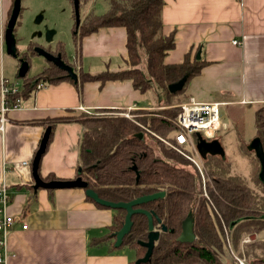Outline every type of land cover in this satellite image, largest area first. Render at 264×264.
<instances>
[{"label":"crops","instance_id":"1","mask_svg":"<svg viewBox=\"0 0 264 264\" xmlns=\"http://www.w3.org/2000/svg\"><path fill=\"white\" fill-rule=\"evenodd\" d=\"M10 1L0 0V34L6 26ZM161 20L163 33L175 36L174 46L165 55L166 63L180 62L188 52L192 58L207 62L188 81L184 92L186 99L221 103V126L211 139L219 142L223 150L219 155L227 160L235 158L234 154L242 155L239 135L245 141L255 137L254 115L264 106V0H163ZM125 41L121 27L99 28L83 36L77 50L80 69L94 75L126 67ZM0 44V49L4 48L3 39ZM145 93L138 92L129 79L85 81L79 90L73 82L62 80L7 107L0 129V184L11 194L9 212L15 217L7 242L8 264L131 261L132 252L128 250L127 255L126 248L111 251L107 241L91 243L93 238L108 235L114 215L111 208L97 207L78 187L35 190L31 162L48 120L76 117L86 110L157 107L159 97ZM82 130L75 119L54 124L50 142L41 154L40 177L71 179L80 172ZM225 146L230 149L229 157ZM250 163L253 169V161ZM22 224H26L25 229ZM255 235L264 240V231Z\"/></svg>","mask_w":264,"mask_h":264},{"label":"trees","instance_id":"2","mask_svg":"<svg viewBox=\"0 0 264 264\" xmlns=\"http://www.w3.org/2000/svg\"><path fill=\"white\" fill-rule=\"evenodd\" d=\"M88 1L79 0V8ZM12 2L7 9L5 24ZM106 3L108 8L102 13L91 10L82 14L76 36L77 50L83 36L99 28L121 27L126 36V67L111 72L104 69L94 75L80 69L77 82H73L62 69L53 72L45 69L32 78H21L20 91L9 95L8 105L33 94L38 83L46 86L66 80L73 82L79 90L85 81L99 80L104 83L129 79L140 93L149 90L152 82L157 83L162 108L152 111L131 109L132 118L119 114L104 115V112H110L104 109L90 114L83 112L76 117H54L47 122L51 131L46 147L56 122L78 120L83 130L78 146L80 172L76 176L87 181L99 198L128 202L141 195L164 191L160 199L139 205L153 211L160 224L168 228L160 233L147 262L140 264H226L221 256L224 248L229 249L227 239L231 252L237 253L240 258L243 256L246 264H264V240H252L241 245L243 236L264 231V193H259L248 178L232 173V164L225 157L207 154L202 162L209 195L206 198L201 195L196 167L161 139L175 141L177 128L173 120L181 110L178 104L187 98L184 91L188 81L198 75L207 62L192 58L190 52L184 54L180 62L164 61L166 53L174 46L175 36L173 32L168 35L163 33V0H106ZM142 61L146 64L147 75L140 68ZM183 76H186V81L182 88L170 92L168 85ZM254 120L255 134L264 148V106L255 112ZM247 144L248 141L239 135L240 149L246 155H254ZM256 164L251 178L256 177L259 171L257 161ZM132 165L138 172L137 180ZM49 178L55 179L53 176L46 179ZM86 198L97 207H106L88 196ZM112 210L114 215L108 226V235L93 238L91 243L107 241L111 251L127 247L134 254L127 264H134L146 251L139 241L147 240V216L132 214L131 230L116 248L114 233L122 225L126 212L122 208ZM190 212L195 237L191 242H180L176 240L181 230L180 223ZM153 224L158 226L156 220ZM229 264L238 263L232 259Z\"/></svg>","mask_w":264,"mask_h":264},{"label":"water","instance_id":"3","mask_svg":"<svg viewBox=\"0 0 264 264\" xmlns=\"http://www.w3.org/2000/svg\"><path fill=\"white\" fill-rule=\"evenodd\" d=\"M20 2L21 0H13L12 6H11V12L10 15L7 19L6 26L4 28L3 32V40H4V51L6 54L12 55L14 58L17 59L18 54H17V47H16V39H15V34H14V29H15V23L16 20L21 12L20 10ZM73 8H74V15H75V25L76 27L79 26V20H80V8H79V0H73ZM42 17V14L39 13L36 15L34 23H39L40 19ZM53 29H45L44 36L46 40H51V36L53 33ZM36 53L39 55L43 56L46 60L48 61H53L57 67L60 69L64 70L70 79L73 82H77V74L73 67L69 64H65L61 59L60 56L57 55H51L50 53H47L44 49L41 47L37 46L35 48ZM18 71H17V76L19 78H22L23 75L26 73L28 70V63L26 60H19V65H18ZM186 81V76L181 77V79L172 82L171 84L168 85V90L170 92H174L177 90H180L182 86L184 85ZM51 131V127L47 126L45 130L43 131L42 136L40 137L39 140V146L37 150L34 153V157L31 162V171L33 175V184L32 186L34 187L35 190L39 188H48V189H57V188H71V187H78L84 189L85 196H88L89 198L93 199L95 202H97L100 205H104L106 207H109L111 209H116V208H122L125 210L126 215L124 218V221L120 228L117 230L116 233H114V247H118L121 245V241L125 235H127L130 230H131V216L134 213H141L147 216V226H148V234H147V240L146 241H139L140 245L144 246L146 248V251L143 255V257L137 258L134 261V264H140L147 262V260L150 257L151 251L154 247L155 241H157L158 236H159V231L154 230V226L152 224V212L135 207L139 204H143L147 201L150 200H155L164 194L163 191L152 193V194H145L143 196L136 197L134 199H131L128 202H123V201H116L112 202L104 198H99L98 195L95 193L93 189L89 187V184L87 181L85 182L84 180L81 179L80 176H75L74 178L71 179H49V180H44L42 177H40L39 171H38V166L39 162L41 160V154L44 152L47 144V139L49 136V133ZM247 148L252 150L254 153V156L257 159V162L259 164V171L257 174V178L259 179L261 185L264 188V148L262 146L261 140L259 137H253L250 139V141L247 144ZM196 149L199 152L200 156L203 158L207 154L211 155H217V154H223V150L220 148V144L216 140H211L207 141L204 139H199L196 143ZM132 168H135V165H132ZM138 176V175H137ZM136 176V177H137ZM181 230L179 234L176 236V240L180 242H191L194 240V232H193V215L190 212L185 219L182 220L181 222ZM162 230L166 231L167 227L165 225H161Z\"/></svg>","mask_w":264,"mask_h":264},{"label":"rangeland","instance_id":"4","mask_svg":"<svg viewBox=\"0 0 264 264\" xmlns=\"http://www.w3.org/2000/svg\"><path fill=\"white\" fill-rule=\"evenodd\" d=\"M11 3V1H10ZM10 5V4H9ZM107 3L106 0H90L88 1L84 6L80 8V13L85 14L91 10L96 13H102L107 10ZM20 14L17 18V27L14 31L15 34V39H16V47L19 51H22L23 48H25V43L28 41V37H31L33 35V32L36 31V29H53L52 33V40L51 43L54 44L56 42H61L64 44V48L66 52L73 53L75 52L77 56V47H73V40L71 38V30H72V8L69 0H21L20 2ZM41 13L42 17L39 21V23H34L35 17L37 14ZM38 38V37H37ZM33 41H37L38 39L33 38ZM40 41V39L38 40ZM44 42H48L45 40ZM141 63V67L143 70V73L147 75V70H146V64ZM44 65V60L41 56L39 55H33L30 62H29V71H28V76L30 78L36 76L39 72L42 71V66ZM87 64H85V67ZM18 61L16 58H14L10 54H6L5 51L3 50L2 53H0V69L2 76L8 80V82H17L18 84L21 85L22 79L17 76V71H18ZM151 88L147 91H145V94H148L149 96H152L154 99L159 97V100H161V92L160 88L157 85V83L152 82L151 83ZM38 85V84H37ZM36 85V86H37ZM158 106L155 108H143L144 110H157L159 108H162L159 103L157 104ZM106 114L104 115H109L113 116L116 114L122 115L126 117L125 115H128L129 117H132L131 110H113V112H104ZM89 114V113H88ZM126 117V118H129ZM217 138V137H216ZM222 140V139H221ZM223 143V141H221ZM227 154L229 157L230 154V149L226 147ZM236 157L235 158H228V161L230 164H232V173H238L242 175L244 178H248L249 182L251 185L254 186V188L261 194H263V187L257 179V176L251 178V175L253 173V169L257 166L256 161L257 159L254 157V155H246L245 153H242V155L234 154ZM250 161H253L254 167L253 169L252 164ZM241 164L243 166H241ZM252 179V180H251ZM252 240H257L258 238L256 237L255 234H251L249 236ZM245 238V236L242 237L241 239V245L245 242L242 240ZM250 240V241H252ZM249 241V242H250ZM232 246V245H231ZM128 248H126V252L128 255ZM228 250V251H227ZM131 251V250H130ZM222 260L224 263L229 264V262L235 260L229 249L224 248L222 252ZM134 254H129L131 258L133 259ZM237 256H239L236 253ZM240 257V256H239ZM131 259V260H132ZM241 259L243 262L246 264V259L241 256ZM237 261V259H236ZM238 263V261H237ZM239 264V263H238Z\"/></svg>","mask_w":264,"mask_h":264},{"label":"built area","instance_id":"5","mask_svg":"<svg viewBox=\"0 0 264 264\" xmlns=\"http://www.w3.org/2000/svg\"><path fill=\"white\" fill-rule=\"evenodd\" d=\"M2 36L3 34H0V39H2ZM233 43L238 44V41L233 40ZM40 87H43V85L38 83L36 89ZM20 88L21 85L17 82H8L2 75L0 76V129H3V123L6 121L3 112L10 106L8 105V97L9 95H16L20 91ZM20 100L17 99L15 104L11 106L17 105ZM220 104L218 101H197L193 97H189L186 101L178 104L181 110L173 120L177 128L174 132L175 141L171 142L161 138L169 148L181 153L196 167L199 173L201 195L206 198H209L206 191L207 180L204 165H202L203 158L196 149V143L199 139L209 141L215 137L214 135L221 126ZM86 111L87 113H92L88 110ZM125 116L129 117L128 115ZM10 203L11 194L4 184H0V264H8V257L10 256L7 242L15 221V217L9 212ZM21 227L25 229L26 224H22ZM249 240L250 237H245L242 241L246 243ZM227 242L230 249L228 239ZM230 253L237 259L239 264H245L240 257L231 252V249Z\"/></svg>","mask_w":264,"mask_h":264},{"label":"flooded vegetation","instance_id":"6","mask_svg":"<svg viewBox=\"0 0 264 264\" xmlns=\"http://www.w3.org/2000/svg\"><path fill=\"white\" fill-rule=\"evenodd\" d=\"M70 1V4H72L71 5V8H72V23H73V25H72V30H71V38H72V40H73V47H77L78 46V41H77V34H78V31H79V27H80V20H81V18H82V15H81V13H80V20H79V26L78 27H76V25H75V15H74V8H73V0H69ZM72 2V3H71ZM15 29H16V27H17V20H16V23H15ZM15 29H14V31H15ZM44 33H45V29H36V31H34L33 32V35L31 36V37H28L27 39H28V41L25 43V48H23L22 49V51H19L18 49H17V54H18V57H17V61H18V65H19V60L20 59H24V60H26L27 61V63H28V70L26 71V73L23 75V77L25 76H27V77H29L28 76V71H29V62H30V60H31V58H32V56L33 55H39L38 53H36V51H35V48L37 47V46H39V47H41L42 49H44L47 53H50L51 55H55V56H57V55H59L60 56V59L67 65V64H69V65H71L72 67H73V69L75 70V72H76V74H77V77H78V73H79V71H80V66H79V62H78V56H76V54H75V52H73V53H70V52H66V50H65V48H64V44H62L61 42H56V43H54V44H52L51 43V41L49 40H47L48 42H44L45 40H46V38H45V36H44ZM38 37V38H37ZM33 38H36V39H40V41H33L34 39ZM51 40H52V38H51ZM1 53L3 52V50H4V48H3V45H2V47H1ZM39 56H41V55H39ZM42 58H43V60H44V65L42 66V71H44L45 69L46 70H51L52 72L53 71H56L57 69H59L60 70V68L59 67H57V65L53 62V61H48V60H46L43 56H41ZM45 70V71H46ZM48 73V72H47ZM45 74V73H44ZM48 75H49V73H48ZM22 77V78H23ZM49 77H50V75H49ZM139 137V136H138ZM255 137H256V135H255ZM140 138V137H139ZM249 142V141H248ZM204 158V157H203ZM134 169V168H133ZM135 170V179L137 180V178H138V172H137V170L136 169H134ZM258 174V173H257ZM137 176V177H136ZM263 187V186H262ZM264 189V188H263ZM153 193H156V192H153ZM163 193H164V191H163ZM263 193H264V190H263ZM149 194H152V193H149ZM164 195V194H163ZM163 195H162V197H163ZM141 196H143V195H141ZM139 197V196H138ZM158 199H160V198H158ZM155 200H157V199H155ZM150 201H153V200H150ZM148 202V201H147ZM144 204V203H143ZM139 205H141V204H139ZM139 205H137V206H135V207H138V208H141V209H144V208H142V207H140ZM144 210H147L146 208L144 209ZM147 211H149V210H147ZM150 212H152V214H153V216H152V224H153V221L154 220H156V222H157V224H158V226L156 225H154L153 224V226H154V230H157V231H159V235H160V233L163 231L162 230V223L160 224V220L157 218V216L154 214V212L153 211H151L150 210ZM146 216V215H145ZM186 218V217H185ZM184 218V219H185ZM182 222V221H181ZM164 225V224H163ZM180 225H181V223H180ZM160 226V227H159ZM166 226V225H165ZM182 226V225H181ZM167 230H168V228H167ZM166 230V231H167ZM169 231L170 232H173V230L172 229H169ZM147 234H148V227H147ZM179 234V233H178ZM251 234H249V235H245V237H249ZM159 237V236H158ZM252 238V237H251ZM250 238V240H252ZM249 240V241H250ZM156 242V241H155ZM247 243V242H246ZM144 247V246H143ZM124 248H127V247H124ZM129 249V248H128ZM129 250H131V249H129ZM131 252H132V254H133V251L131 250ZM132 261V260H131Z\"/></svg>","mask_w":264,"mask_h":264}]
</instances>
